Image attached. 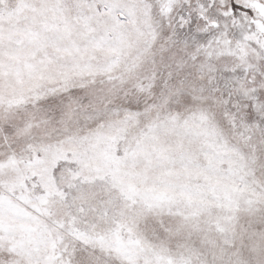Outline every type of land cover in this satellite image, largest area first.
I'll return each mask as SVG.
<instances>
[{
	"label": "snow or ice",
	"instance_id": "snow-or-ice-1",
	"mask_svg": "<svg viewBox=\"0 0 264 264\" xmlns=\"http://www.w3.org/2000/svg\"><path fill=\"white\" fill-rule=\"evenodd\" d=\"M0 264H264V0H0Z\"/></svg>",
	"mask_w": 264,
	"mask_h": 264
}]
</instances>
